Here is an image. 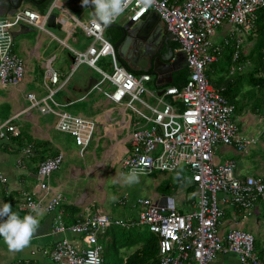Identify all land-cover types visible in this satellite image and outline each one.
I'll use <instances>...</instances> for the list:
<instances>
[{"label": "built area", "instance_id": "built-area-1", "mask_svg": "<svg viewBox=\"0 0 264 264\" xmlns=\"http://www.w3.org/2000/svg\"><path fill=\"white\" fill-rule=\"evenodd\" d=\"M261 7H264V0H185L182 3L179 0H153L148 7L139 0H131L124 11L129 12L130 20L138 23L155 11L169 36L179 42L186 54L190 70L188 80L182 87L171 85L164 92L179 99L184 104L183 108L169 102L148 105L145 95L149 89L146 84L151 80V74H138L124 65L115 46L104 34L107 26L99 22L93 24L92 17L79 21L91 43L84 50L70 48L74 56L70 73L63 75L51 65V61L48 62L43 83L47 93L43 96L28 93L30 104L20 112L36 109L43 115L53 113L57 117V129L70 134L81 148V154H84L100 134V121L63 110L70 102H60L54 95L68 85L80 65L87 64L99 72L101 78L93 83L86 95L101 90L109 101L124 106L123 112L131 109L146 118L144 130H136L137 123L133 124L131 118L128 121L123 118L132 144V149L128 150L131 154L123 160V168L128 172L135 168L137 173H143L152 169L172 170L185 164L191 172L192 181L198 186L199 209L187 214L177 211L176 200L170 196L162 195L157 200H137L144 207L138 223L149 225L160 236L161 264H218L220 254L228 251L244 259H254L256 256L255 235L252 232L233 229L221 233L219 224L224 216L223 202L229 200L236 204H247V201L255 200V192L264 194V182L254 176L241 178L237 174L235 161L219 163L215 161V156L219 143L233 144L239 150L248 152L262 142L264 134L260 139L238 131L233 120L235 104L211 85L206 70L215 60L209 40L215 29L228 20L248 31L255 26L257 11ZM56 8L60 14L54 11ZM69 13L61 0H53L44 12L31 6H21L10 18L0 19L3 26V37L0 38V88L19 86L24 80V62L13 52L14 28L29 25L46 30L45 23L52 16L61 26L68 27L71 19ZM59 42L66 43L61 39ZM105 57L111 58L112 72L98 66ZM232 69L242 70L243 66L238 64ZM104 84H108L107 90L101 87ZM140 104L147 105L151 115L144 114L139 108ZM14 117H18V114ZM262 117L264 119V114ZM6 131L16 135L20 132L11 118L0 125V134L4 135ZM159 150L162 152L152 153ZM63 161L62 152L46 159L39 167L41 178L50 176ZM5 181V174L0 169V189ZM40 187L46 194L51 191L46 182H42ZM54 195L46 200L45 195L36 197L25 194L20 203L27 214L32 205L39 206V222L41 215L56 213L51 230L43 234L56 237L55 244L45 253L55 264H104L101 235L113 221L101 210L69 226L59 210L65 197L60 192ZM126 196L119 202L125 203ZM115 223L131 225L124 220H116ZM72 235L79 237L80 241H73L70 238Z\"/></svg>", "mask_w": 264, "mask_h": 264}, {"label": "crops", "instance_id": "crops-1", "mask_svg": "<svg viewBox=\"0 0 264 264\" xmlns=\"http://www.w3.org/2000/svg\"><path fill=\"white\" fill-rule=\"evenodd\" d=\"M6 1H8V2L4 4L5 5V9H4L5 14L3 16H0V19L10 18L14 14L11 11L8 12V10H10V7L12 6L11 1L10 0H6ZM184 1L185 0H179L180 3L184 2ZM27 2L24 4H28ZM52 2H53V0L49 4L50 6H51ZM49 5H48V7H49ZM63 6L70 12L69 14H70L71 19H70V23L68 24V27L61 26L57 22L56 18L51 17L45 23L46 30H40V31L42 33H46L47 35L51 36L53 39L57 40L58 42H59V39L64 40L66 42L65 44L61 43V42H59V43L65 47H67L70 50V52H71L70 48H74L77 50L86 49L89 46V44L91 43V39L83 33L82 29H81L82 36H83L82 41H80V36L75 37L74 34H75V31L77 30V28L79 26L81 27V25L79 24V21L83 22V21L88 20V18L93 17L92 8H85L84 6H82V0H63ZM47 8H46V10H47ZM261 8L258 9L257 15H259V10ZM71 10L79 11L80 13L84 12V16H86V17H84L83 20H81L80 18H76ZM54 11H57V10L54 9ZM58 14H60V13H58ZM122 17L124 19L125 18L128 19V17H125V13L120 18H122ZM120 18L118 20L117 25H112L109 27L107 26L104 34H105L106 38L114 46L117 47L118 55L121 58V61L123 62L124 65H126L128 68H130L135 73H138V74L139 73H150L151 74V80L148 81L146 84L148 89H149V92L145 95V98L148 102V105H150V106H151V104L152 105H162L163 102H169V103L175 104L179 108H183L184 104L179 99H174L173 97H171L169 95H165L164 92L162 93V90L165 91L166 88L171 86V85L178 86L177 84H179L180 82L186 83L187 78H186L185 71L189 70V68L186 65V61L184 60L185 64L173 72V81L172 82L158 84L159 75L155 76L151 73L153 70L152 67L148 68L147 70H142L135 63L129 62L127 57L121 56L119 49H120V37H122L123 31L120 28V26H122V23L120 22ZM258 20H259V17L256 20L255 26L252 28V30H254L255 34L260 31V30L257 31V27H259V21H260V20L259 21ZM218 27L215 29L214 33L212 35H210V37H209V40L212 43V49L215 52L214 53L215 60L213 61L214 64L212 63L213 66H215L216 63L220 60V56L222 57L224 55V51H225V50H223V53L221 52L222 50L219 48L218 40L213 38ZM238 27H237V31H240V32H244V30L247 31L246 29H243L240 26H238ZM32 28H36V27L29 26V25H21V26H18L17 29L14 28V31H13L14 42H15V37L18 34L31 31V30H33ZM53 28L65 31V34H66L65 38H61V37L57 36L54 32H52L51 29H53ZM154 28H157V25H154L151 28V30H153ZM164 30H165V32H164L165 34L160 38L159 42L162 45L163 53L168 52V47H171L173 49L174 54H173L170 62L175 61L177 59V57L175 55L177 53L183 51V50L181 49L179 42L173 40L169 36V34L167 33L165 28H164ZM120 32L122 33L121 36L119 34ZM161 32H162V29H161ZM117 35L119 36V41H118V37H116ZM57 37L59 39H57ZM68 39H73V42L75 44H77V46L79 48H75V47L71 46L70 44H68L67 43ZM243 40H244V38H243ZM262 41H264V34H263V40ZM42 46H43V40L38 41V43L36 44L35 53H34L36 56H38V58H41V52L39 50ZM13 52L16 53L15 43L13 46ZM156 55H157V53H156ZM105 58H108V60L111 64V58L110 57H105ZM55 59H56V56H53L51 59L48 60V62L51 61L53 63V61ZM48 62L43 65V67L45 66V70L42 72V79H43L42 82L43 83H44V79H45V75H46V69L48 68ZM232 63L235 65L231 66V71L232 72L238 71L237 69H235V70L232 69V68L236 67V62L231 61V64ZM212 65L206 70V72L210 71L212 69V67H213ZM220 67H221V65H220ZM111 68H112V65H111ZM69 73H67V74H69ZM74 74H73V76H74ZM189 74H190V70H189ZM73 76H72V78H73ZM72 78H71V80H72ZM91 78H93V77L86 78V79H84L83 82H81L79 84H75L73 86L70 85V82H71V80H70L68 85L65 88L57 91V94H55L54 97L56 100H58L60 102H67V103L70 102L69 105L62 108L63 110H66L68 112H71L72 114H75V115H78L81 117H85V118L88 117V118L97 119L98 121H100V131L101 132L99 134L100 137H98L95 140V141H97L96 146H100L102 141H103V146H106L105 153H104V159L106 161H108L109 163H111L112 166H114L116 164L115 161H118V162L120 161L123 163V160L125 158V155L128 153L130 145L132 146V144L129 140V132H128V129L126 127V124L123 121V118H125V120H127V121L131 118V120L133 121L132 122L133 124L137 123L136 124V130H138V129L144 130L146 128L147 121L145 120L146 118H144L143 115L138 114L137 112H133L131 109H126L123 112L124 106H120L119 104H115V103H112L111 101H109L107 98H105V96L103 95V92L101 90H99V92L102 93L104 100H100L99 98H96V97L94 98L92 95L95 91L86 95L85 89L88 86ZM167 79H169V77H167ZM220 80H221V78H220ZM209 81L211 83L210 78H209ZM211 85L213 87H215L214 84L211 83ZM44 89H45V87L43 85V90ZM104 89H106V90L108 89V84ZM22 90L23 89L21 86L0 88V125H2L7 120L12 118V116L14 114L18 113L20 111V109H22L24 107L25 100L27 101L26 94L28 92L25 95H23V98H22V94H21ZM63 92H65L63 99L62 100L58 99L57 95L62 94ZM46 93H47V90H46ZM37 94L39 95V94H43V93L39 91ZM85 101H88L89 103L93 102V107L88 112H91L92 113L91 115H94V116L84 115L82 113H78V112H75L74 110L69 109L70 107H73L74 105L79 104V103H83ZM248 101H249V99L245 102H248ZM233 104H235V103H233ZM146 106L144 104H140L139 108L144 111V114L151 115V112L148 109V106L147 107ZM5 109H8V112ZM99 110H102V111L100 112ZM129 110H131V112H129ZM235 110H236V108H235ZM35 111H36V113L41 115L37 110H35ZM35 111L31 110V111L23 114L22 116H20L19 118H17L14 121V124L17 127V129H19V131L21 132V135H22L23 131H21V129L19 128V124L16 121L18 119H21L20 120L21 122H24V123L29 122L30 126H28L27 130L32 136H34L36 138L35 139L36 141H29L27 144H25V143L20 142L17 139L18 137L16 136V134H14L13 132L9 133L8 131H6L4 135L0 134V169L4 172L5 177H6V181L3 183V185L1 186V189H0V206H2L4 203H10L11 205L14 204V208L18 207L20 210H23L20 206V202L22 201L25 194L34 195L36 197H44V195H45L46 200L48 198H52L53 196H55L54 194H56L58 192H60L64 195V192H62L61 190L56 189L55 187H52L50 185L52 175L43 179V178H41L40 174L38 173L39 167L42 165V163L46 159L53 157L60 152H62L65 156V153L63 152V150L61 148H60V150H58L56 152L52 151V149L50 148V144H49L51 141L45 140L46 138L50 137V134L48 133V131H44L42 129V127L39 126V123H38L39 116L36 115ZM114 114H117V115L114 116ZM233 120L236 123V125L238 127V131H239V125L235 121L234 117H233ZM261 120H263V117L261 118ZM243 121L251 126L254 120L243 119ZM25 127H27V126H25ZM125 129L127 130V133L125 132ZM4 130H5V128H4ZM20 132H19V134H20ZM37 132H39V133H37ZM254 132H255V129L253 128V129H251V131H249L247 133H242V134L258 136L260 139H262V136L264 134V130L260 129V133H258V134H255ZM122 133H126L125 137L120 136ZM14 136H16V137H14ZM38 140H40V142H38ZM73 141H74V139H73ZM259 144H260V146H264V139H262V142L258 143L257 145H259ZM257 145L251 147L249 149V151L247 152V151L239 150L233 144L219 143L216 147V149H217L216 151L218 152L220 150L221 146H223V151L220 152L219 154L216 153L215 161L219 162V163H225L226 161H232L233 160L236 162V164L240 163L241 165H245L248 168L256 167L254 164H251L248 161V157L252 156L255 153V151L258 149ZM161 152H162V150H159L158 152L153 151L152 153L156 154V153H161ZM234 153H235V155H234ZM101 163H103V161H99L96 164L102 165ZM96 164H95V166H92L90 168L91 171L95 172V170H97ZM102 168H103V166H102ZM254 169H255V173H252V174L248 173L247 171L245 174H242V175L240 173H237V174L241 178H245L247 176H254L256 178L262 179V181L264 182V170H261V169L258 170L257 168H254ZM125 171L128 172L127 170H125ZM156 171L177 173V176L175 177V181H174L175 187L174 186H172V187L174 190H177V189H179V190L177 191L176 194H172L173 193L172 192L170 194L158 195L156 193L154 196H151V197L150 196L138 197L137 200H139V198H149L152 200H157L160 196L165 195V196H170V197L175 198L176 209L181 214H187V213H190L192 211H196L199 209V196H198L197 183L192 181V176L183 178L184 172H188L191 174L190 170L185 166V164H182V165L178 166L176 169H172V170L152 169L150 171L138 173V174L149 175V174L155 173ZM236 171H237V168H236ZM97 172H99V170H97ZM101 174L103 175V172L96 174L95 177H97ZM103 178L105 179L104 176H103ZM42 182H46L51 187V191L48 192L47 194H46L45 190H43V188L40 187ZM105 185H106V182H105ZM89 189H91V188H89ZM186 190L193 191L194 192L193 194L196 195V197H198V201H196L197 204L194 205L193 208L191 207L189 210L184 212L183 211L184 209L181 205L185 201L186 195L183 193V195H184L183 196L182 192H184ZM84 191H87V189ZM84 191L80 192L79 196H78V198L83 199L82 203H79V199L76 201H71V202H69V199H67V201L65 202V199H63V202H62L61 206L59 207V210L62 211V216H63L64 222L69 226L77 224V223H79V221L84 220L88 214L94 215V214L98 213L99 211L103 210V213L107 214L109 216V218L113 221V223H111L110 225H108L105 228V230L102 232V235H101V238L103 239L102 244H103V254H104V252H105L104 242L113 240L112 238H110V236L107 235L108 228L110 226H113V225L122 226V225H118L115 223L116 220H121V219L111 217L108 214V212H106V210L100 206V204H96L97 202L95 203V202H93V200L89 201L88 198L85 197V195H82V193ZM103 191H105L104 187H103ZM119 200L120 199L117 200L116 205H126L128 202L127 199H126L125 203H120ZM193 204H195V202H193ZM68 205H70L71 207H69ZM134 205H139V204L137 202V204H134ZM139 207H140V213H141L143 211L144 207L142 204H140ZM222 207L224 209V216L221 219V222L219 224V230L221 233H226V232L233 230V229L245 230L243 228L246 226V223L244 221L247 220L248 218L253 217L255 220V224L259 227V229H258V227L253 225L252 226V228H253L252 233L257 237V240L260 242V236H264V227H263L264 226V194H261L259 192H255V201L253 202V199H252V200H250V202L247 201V204H242V203L236 204L233 201L230 202L228 200V201L222 203ZM24 215H26V213H24ZM55 215H56V213L55 214H43L40 216L39 227H38L36 233L34 234L30 245L21 251H16V252L9 251L7 245L3 241V238L0 237V264H55L52 261V259L50 258L49 254L45 253V250L47 249L50 251L54 247L56 237L43 235V234H45L51 230V224L54 222ZM23 216H21V218ZM139 217H140V214H139ZM239 217H241L243 221H240ZM138 221H135V220H129L128 221L127 220L126 222H129L131 225L147 226L151 232H153L155 235H157L159 237V251H160V236L157 233H155L154 231H152L149 225L140 224V223H138ZM245 231H247V230H245ZM249 232H251V231H249ZM51 237H53V239H51ZM256 237H255V243H256ZM70 238L75 242L80 241V238L77 236H74V235L70 236ZM45 240H47V241H45ZM255 251H256L255 252L256 256L254 259H244V258L240 257V255H238L234 252H231V251L224 252V253L220 254L217 262H218V264H264V243L260 247L255 246ZM104 260H105V257H104ZM159 260H160V253H159Z\"/></svg>", "mask_w": 264, "mask_h": 264}, {"label": "rangeland", "instance_id": "rangeland-1", "mask_svg": "<svg viewBox=\"0 0 264 264\" xmlns=\"http://www.w3.org/2000/svg\"><path fill=\"white\" fill-rule=\"evenodd\" d=\"M60 13V10L56 8ZM72 13L76 18L84 19V12L73 11ZM92 11V10H91ZM127 13H125L126 16ZM228 20H224L222 25L218 27L214 39L218 40V45L221 50L224 51V55L220 60L216 61V65L212 67L210 70L209 78L212 84H216L220 81L221 76H223L221 82L216 85V88H223L225 85V80L228 78L239 79L241 82L234 83L232 86V92L230 97L232 100L236 102V110L234 112V119L239 125V131L241 133H247L251 131V129H255V134L260 133V129L264 130V119L261 120L264 114V88L255 89V87L250 82V73L254 74V70L256 66L259 64V56L264 51V41L263 33L260 30L255 34L254 30L250 29L249 32L245 31L240 32L237 31V25L227 22ZM120 22L122 24H126L128 22L127 18H120ZM18 26L15 28L17 29ZM243 28L242 26H240ZM33 30L28 31L26 33L18 34L15 37V49L16 53L23 60L25 65V75L23 82L19 85L22 87V98L29 91H36L37 93L40 91L45 95L46 90H43V82H42V72L45 70L44 64L48 62L53 56H56V59L53 61L52 66L61 72L63 75H67L70 72L71 65L73 64V53L70 50L60 44L57 40L53 39L51 36L46 33H42L37 28H32ZM81 27L79 26L75 31L74 36H80V41H82V32ZM244 29V28H243ZM57 36L61 38H65V31L58 29H51ZM244 38V40H243ZM43 40V46L40 48L41 58H38L35 53L36 44L38 41ZM68 44L75 48H79L77 44L73 42V39H68ZM47 49V50H46ZM239 50L241 53H246L249 56L250 63H246L243 66L242 70H238L235 72L231 71V66L235 64H231L230 60L225 56L227 54L231 55L234 51ZM32 54V55H31ZM54 54V55H53ZM53 55V56H52ZM52 56V57H51ZM240 64L239 62L236 65ZM221 65V67H220ZM102 69L107 72H112L111 64L108 58H104L98 63ZM43 67V68H42ZM220 67V68H219ZM93 77L94 79H100L101 74L87 64H82L75 72L70 85L73 86L75 84H79L84 81L86 78ZM229 85V84H226ZM107 84L102 85L101 87H106ZM65 92L57 95L58 99H63ZM94 98H99L100 100H104L102 93L99 90H96L93 95ZM249 99L248 102H245ZM30 103L25 100L24 106L29 105ZM53 105V104H52ZM54 108H58L53 105ZM93 107V102L89 103L85 101L83 103H79L70 107L69 109L74 110L75 112L82 113L84 115H91V112H88ZM8 112V109H5ZM95 110V109H94ZM35 111V110H34ZM96 111V110H95ZM100 112L102 110H99ZM131 112V110H129ZM36 113V111H35ZM39 126L42 127L44 131H48L50 134L49 138L45 140H50V148L53 152L60 150V148L65 153L64 161L60 168L55 171L51 176L50 185L55 187L56 189L64 192L65 202L69 199V202L76 201L79 199V203L83 202V199L78 198L79 193L84 191L82 195L88 198L89 201L97 202L96 204H100L108 214L113 218H118L124 221L129 220H139L140 207L137 204V198L143 196H154L156 193L158 195L161 194H170L168 191L172 186L175 187L174 181L177 173L173 172H164V171H156L153 174L143 175L139 174V181L131 186L124 184L121 177L124 174H127L122 167V162L115 161V165L112 166L111 163L104 159V153L106 146H103V141L100 146H96L97 141H93L89 146L87 152L84 156L80 155V148L74 143L72 137L68 133L58 131L57 117L53 113H48L45 115H39ZM117 114H114L116 116ZM243 119H251L254 120L252 125H248L243 121ZM18 119L16 122L19 124V128L23 131V134L17 139L27 144L29 141H36L35 137L32 136L28 132V126L30 123H24ZM27 126V127H25ZM260 128V129H259ZM101 132V131H100ZM127 133V130L125 129ZM39 133V132H37ZM126 133H122L120 136L126 135ZM100 137L97 135V138ZM40 142V140H38ZM130 144V143H129ZM132 149V146L130 147ZM257 150L255 153L248 157V161L251 164H254L256 167L248 168L245 165L237 164V173L245 174L246 171L250 174L255 173V169L264 170V146L257 145ZM217 150V149H216ZM223 151V146L220 147V150L216 153H220ZM103 154V155H102ZM131 153H127L125 155L128 156ZM235 155V153H234ZM99 161H103L102 165H97L96 163ZM97 170L91 171L90 168L95 166ZM103 166V168H102ZM103 172V175H99L95 177L96 174ZM247 173V174H248ZM239 174V175H240ZM105 177V179L103 178ZM191 177V174L188 172H184L183 178ZM106 182V185H105ZM161 184V185H160ZM103 187L104 190L103 191ZM91 188V189H89ZM177 190H174L172 194H176ZM53 191V190H52ZM186 195L185 201L182 203L183 211L186 212L191 207L197 204L198 197L194 195L193 191L186 190L182 192ZM127 195V204L126 205H116L118 199H121L123 196ZM184 196V195H183ZM182 196V197H183ZM105 201V202H104ZM195 202V204H193ZM198 208V207H197ZM196 208V209H197ZM240 221H243L241 217H239ZM246 226L243 227L247 231L253 232L252 226H256L255 220L253 217L248 218L244 221ZM264 227V226H263ZM132 228V236L130 238H124L122 234L129 233V229ZM259 229V227H258ZM150 230L147 226H110L108 228L107 235L110 238H116L118 242L123 244L121 248V256H117L116 260H114V256L112 255V241H105V252H104V264H121L122 259L126 257L127 254L133 252L137 245L144 242L146 239L150 238ZM256 237V236H255ZM53 239V237H51ZM47 241V240H45ZM125 242H133L135 244H127L124 245ZM264 243V236H260V242L256 237V247L262 246Z\"/></svg>", "mask_w": 264, "mask_h": 264}, {"label": "water", "instance_id": "water-1", "mask_svg": "<svg viewBox=\"0 0 264 264\" xmlns=\"http://www.w3.org/2000/svg\"><path fill=\"white\" fill-rule=\"evenodd\" d=\"M3 1L6 0H0V16L5 14V5ZM10 1L12 6L8 12L11 11L13 13H15L19 6L27 2V0ZM41 2L42 0H31V2L27 3L38 5ZM53 17L54 16H52V18ZM160 21L159 15L153 11L146 19L144 18L138 23L128 21L126 24L120 26L123 35L120 39L119 51L122 57H127L129 62L135 63L142 70H147L152 67L153 70L151 73L155 76L159 75L158 84H163L173 81V72L185 64L184 60L186 61V54L184 51H181L175 55L177 57L175 61L169 62L174 52L171 47H168V52L163 53V48L159 40L165 34V30ZM112 25L115 24H110L109 26ZM154 25H157V28L151 30ZM167 77H169V79H167ZM96 82L97 79L91 78L85 89L86 92L89 91L93 83ZM163 92L164 90H162V93Z\"/></svg>", "mask_w": 264, "mask_h": 264}, {"label": "clouds", "instance_id": "clouds-1", "mask_svg": "<svg viewBox=\"0 0 264 264\" xmlns=\"http://www.w3.org/2000/svg\"><path fill=\"white\" fill-rule=\"evenodd\" d=\"M130 2L131 0H82V6H84L85 8H92L93 24L99 22L100 24L109 27L110 24L117 25L119 18L124 13H127L125 17H128L127 19L128 21H133L129 19V12H124ZM139 2L143 4L145 7H148L153 3V0H139ZM61 4L63 5V0H61ZM21 6H31L34 8L37 5L28 3ZM118 16H119L118 20L114 22ZM162 25L164 26L163 23ZM2 37H3V26L0 25V38ZM115 48L117 51L116 46ZM30 92L35 93L37 96H43V95H38L35 91H30ZM28 93L26 94L27 101L29 100L27 97ZM27 106H24L23 108H26ZM23 108L20 109L18 113L13 115L15 116L18 114V117L16 118L14 117L15 119L14 118L11 119L15 121L23 114L31 110H36V109H31L20 113L21 110H23ZM87 150L84 152V154H81V148H80V154L84 156ZM121 179L124 182V184L131 186L135 183H138L139 174L137 173L135 168H133L127 174L122 175ZM32 213H36V215H33ZM39 214H40V208L37 205H32L29 214L24 215L22 218L18 213H14L12 211V205L10 203H4L2 206H0V237L3 238V241L7 245L9 251L12 252L21 251L30 245L32 238L39 227V220L37 218Z\"/></svg>", "mask_w": 264, "mask_h": 264}, {"label": "trees", "instance_id": "trees-1", "mask_svg": "<svg viewBox=\"0 0 264 264\" xmlns=\"http://www.w3.org/2000/svg\"><path fill=\"white\" fill-rule=\"evenodd\" d=\"M27 1L31 2V0H27ZM51 1L52 0H46L43 3H39L38 5L35 4L37 6L34 8H38L40 11L44 12ZM258 17H259L260 21L258 20L259 21V27H257V31L261 30L262 33L264 34V7H262L259 10ZM247 32H249V31H247ZM119 34H120V36L122 35L121 32ZM116 37H118V41H119V36L117 35ZM120 39H121V37H120ZM221 52L223 53V50ZM246 53L243 54V53L239 52V50H236L231 55L227 54L225 57L228 58V60H230V62L234 61L236 63L239 62L240 64L245 65L246 63H250V61L248 59L249 56H247ZM209 73H210V71H207L208 76L210 75ZM185 74H186V78H187L186 80H188L189 70L185 71ZM222 78H223V76H221V80H222ZM221 80H220V82H221ZM249 80L252 83V85L255 87V89L259 90V89L264 88V52H262L260 54L259 64L256 66V68L254 70V74L252 72L250 73V79ZM237 82H241L240 78L238 80L234 79V78H228L225 80V85L222 89L217 88L232 103H235V105H236V102L231 99L230 94L232 92V86L231 85H233L234 83L237 84ZM184 84H185V82H180L177 85L182 87ZM226 84H229V85H226ZM214 85L216 87L217 83ZM8 132L10 133L11 131H8ZM16 136L20 137L21 132H20V134H17ZM16 136H14V137H16ZM173 190H174L173 187L168 189V191H170V193H172ZM254 201L255 200H253V202ZM68 206L71 207L70 205H68ZM12 211L14 213L20 214L21 216H23L24 213L27 214V211H25V210H20L18 207L14 208V204H12ZM132 226H138V225H132ZM131 229L132 228L129 229V233L126 232V233L122 234L124 238L133 237ZM150 233H151L150 238L146 239L144 242L140 241L141 243L137 245V248L133 252L127 254L126 257H124V259H122L121 264H161V262L159 260V237L151 231H150ZM112 239H113V240H111L112 241V251H113L112 255L114 256V260H116L117 256H121L120 253H121V248L123 247V244L118 242L116 240V238H114V237ZM101 241L103 243L102 238H101ZM127 244H135V243H133V242H125L124 243V245H127Z\"/></svg>", "mask_w": 264, "mask_h": 264}, {"label": "flooded vegetation", "instance_id": "flooded-vegetation-1", "mask_svg": "<svg viewBox=\"0 0 264 264\" xmlns=\"http://www.w3.org/2000/svg\"><path fill=\"white\" fill-rule=\"evenodd\" d=\"M44 1H46V0H42V2L41 3H43ZM8 1H3V4H5V3H7ZM170 38V37H169ZM168 39V38H167ZM171 39V38H170ZM169 62H170V60H169Z\"/></svg>", "mask_w": 264, "mask_h": 264}, {"label": "bare ground", "instance_id": "bare-ground-1", "mask_svg": "<svg viewBox=\"0 0 264 264\" xmlns=\"http://www.w3.org/2000/svg\"><path fill=\"white\" fill-rule=\"evenodd\" d=\"M256 252V251H255Z\"/></svg>", "mask_w": 264, "mask_h": 264}]
</instances>
